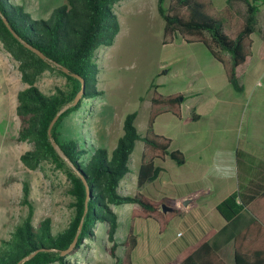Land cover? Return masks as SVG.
Masks as SVG:
<instances>
[{
	"label": "trees",
	"instance_id": "16d2710c",
	"mask_svg": "<svg viewBox=\"0 0 264 264\" xmlns=\"http://www.w3.org/2000/svg\"><path fill=\"white\" fill-rule=\"evenodd\" d=\"M65 1V5L54 10L49 19L34 20L14 0H0V10L13 30L46 57L42 59L26 49L0 16V41L18 62L22 81L27 85L17 97L18 141L30 143L33 147L21 156V162L32 171L46 163L65 171L71 183L69 195L73 198L71 206L74 210L72 220L61 231L55 232L49 218L33 225L31 186L24 182L22 203L29 207V215L15 227L8 240H0V264H74L70 255L81 248L88 234L94 235L91 227L98 223L107 225L108 252L117 264H132L138 240L132 227L124 242H117L119 216L115 206L138 204L140 208L133 212L132 221L155 220L160 234H164L175 218H186L197 208V201L209 194L199 190L178 200H155L142 193L134 196L120 193V184L130 173V161L139 141L144 143V148L138 171V189L159 177L161 169L157 161L171 157L180 166L186 163L181 151H172V140L155 132V124L161 115L171 112L182 117L181 109L186 98L181 94L164 97L156 90L151 100L146 134H140L136 127L138 114H128L124 134L112 152L91 142L88 135L65 132L66 120L81 109L84 100L100 95L97 91L100 69L95 58L101 48L112 46L120 33L119 19L113 8L122 0ZM166 1L158 0V10L165 24V44L178 37L188 43L203 44L224 66L233 88L243 92L239 72L251 60L252 36L258 32L264 40V32L258 28V15L264 0H228L222 10L216 8L213 0H168L165 7ZM240 2L246 6L243 15L233 6ZM63 68L68 69L69 74L64 73ZM48 71L60 72L67 79V85L56 88L52 94H45L37 82ZM74 75L85 81V93L76 106L61 112L75 102L82 89V82ZM193 119L198 120L199 115L194 113ZM185 203L188 204L186 209L182 207ZM244 210L254 220L235 235V262L264 264V191L248 205L238 192L217 207L228 224ZM77 236L74 251L63 257L62 252L70 248ZM120 246L124 248L121 258L117 255ZM182 264L226 263L217 248L207 243Z\"/></svg>",
	"mask_w": 264,
	"mask_h": 264
},
{
	"label": "rangeland",
	"instance_id": "374dc122",
	"mask_svg": "<svg viewBox=\"0 0 264 264\" xmlns=\"http://www.w3.org/2000/svg\"><path fill=\"white\" fill-rule=\"evenodd\" d=\"M14 1L34 20L49 19L54 10L66 3L65 0ZM213 1L218 10L228 5V0ZM233 6L240 15L246 11L242 2ZM113 9L119 19L120 33L112 46L103 47L96 54L95 62L100 69L97 91L100 95L84 100L81 109L66 120L65 132L88 135L91 142L112 152L124 134L128 114H138L136 127L140 134H146L151 100L156 90L164 97L181 94L186 98L181 109L182 117L171 112L161 115L155 132L170 138L172 151H179L176 150L178 147L186 160H193V156H199L198 151H203L204 158H211V164H217L220 158H230L231 153L235 156L236 166L237 160L240 161L237 183L241 184L248 176L255 179L258 172L253 168L250 172L243 171L245 160L242 159L245 155L254 167L264 161V40L260 33L252 36L251 60L239 72L244 91L237 92L229 83L224 66L203 44L188 43L181 37L165 44V24L158 10V0H122ZM258 28L264 32V5L258 15ZM18 67V62L0 41V240H8L15 227L29 215V207L22 203L24 182L31 186L33 225L49 218L58 232L66 228L74 216L73 198L69 195L71 183L66 172L47 163L32 171L21 162V156L33 146L18 141L17 97L27 88ZM67 83L60 72L48 71L37 86L45 94H52ZM194 113L201 117L199 121L193 120ZM143 148L144 143L137 142L129 165L130 173L120 184L122 195L142 193L161 200L153 195L171 190L167 193L168 198L178 200L196 188L193 181H189L187 188L183 185L174 189L168 186L166 178L161 183L163 187L160 188L158 183L149 187L150 195L137 192L140 190L137 180ZM197 171H201L200 166L189 168L186 179ZM198 190L209 192L204 188ZM209 195L210 192L200 199ZM139 208L138 204L114 207L119 216V244L124 242L133 227L140 247L148 243L163 245L177 237L178 231L184 228L182 222L196 210L186 218H175L177 221L172 223L174 219L170 223L168 234L163 236L155 220L132 221L133 212ZM91 228L94 235L88 234L81 248L69 259L74 264H117L108 252L107 225L98 223ZM117 255L119 258L124 256L122 246Z\"/></svg>",
	"mask_w": 264,
	"mask_h": 264
},
{
	"label": "crops",
	"instance_id": "0c3cea01",
	"mask_svg": "<svg viewBox=\"0 0 264 264\" xmlns=\"http://www.w3.org/2000/svg\"><path fill=\"white\" fill-rule=\"evenodd\" d=\"M200 118L199 116V120ZM174 143L173 145H175ZM176 150L181 151L178 147ZM198 152H200L199 156H193V160L191 158L187 159L184 166L178 165L171 157H167L164 161H157L156 164L161 169L159 177L152 182H148L137 191L149 194L148 190L150 186H156L155 184L158 183L161 188L163 187L161 183L165 182L167 178V182H169L168 186L170 185L174 189L180 188L183 185L187 188L190 186L189 181H193L192 184L196 185V188L187 191L188 194L204 188L209 189L210 195L197 201L196 210L182 222L184 228L178 231L175 239L167 240L163 245L148 243L143 248L140 247V243L138 242L132 254V264H182L207 243L217 248L218 254L226 264H236L234 258L235 235L251 224L254 218L247 210H244L232 223L228 224L218 213L217 207L224 200L239 191L243 202L247 205L263 192L264 161H261L259 165L254 167L249 162L251 160L244 155L242 160L245 161L243 162L242 170L250 172L253 168L256 169L258 174L255 179L248 176L245 181L238 184L236 174L240 168V161L238 162L237 160L238 165L236 166L233 154L230 153V158H226L227 160L220 158V164L219 162L211 164V158L207 160V157H205L206 159L203 157V151ZM198 166L201 167V171H197L196 174L193 173L192 176L186 179L188 174L186 171L189 168H197ZM169 175L170 177H168ZM198 178L202 179L201 182L197 181ZM170 191L162 192V194L158 192V194L153 196L157 199L168 198L169 194L167 193ZM188 194L183 197H186ZM204 202H207V204L205 205ZM182 207L186 209L188 204H182ZM177 219L172 223H175ZM177 226L180 228L178 223ZM169 228L164 234L160 235L165 236L168 234Z\"/></svg>",
	"mask_w": 264,
	"mask_h": 264
},
{
	"label": "water",
	"instance_id": "95a60500",
	"mask_svg": "<svg viewBox=\"0 0 264 264\" xmlns=\"http://www.w3.org/2000/svg\"><path fill=\"white\" fill-rule=\"evenodd\" d=\"M0 16L2 17L3 22L5 23V25L7 26V28L11 31V33L14 35V37L28 50H30L31 52L35 53L36 55L40 56L42 59H46L45 55L38 50L37 48H35L34 46H32L30 43H28L27 41L23 40L11 27V25L9 24V21L7 20V18L3 15V13L0 10ZM59 68V67H58ZM63 72L66 74H69V70L66 68H63ZM76 78H78L81 82H82V89L79 92V94L77 95V98L75 100V102L73 104H70L69 106L65 107L61 112H64L65 110H67L70 107L76 106L79 101L82 99L84 93H85V81L83 79H81L79 76L74 75ZM59 116V115H58ZM58 118V117H57ZM57 118L55 119V121L57 120ZM55 121L53 122L52 126L54 125ZM57 151H59V153L61 154L62 157H64V155L61 153L60 149L58 146H56ZM164 211H167L166 208H164ZM78 242V236L75 238L74 242L72 243V245L70 246L69 249H67L66 251L62 252V256L66 257L68 255H70Z\"/></svg>",
	"mask_w": 264,
	"mask_h": 264
}]
</instances>
